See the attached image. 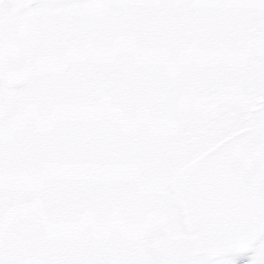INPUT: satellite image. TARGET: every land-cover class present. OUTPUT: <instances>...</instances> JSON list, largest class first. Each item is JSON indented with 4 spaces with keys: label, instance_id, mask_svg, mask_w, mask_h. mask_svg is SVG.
<instances>
[{
    "label": "snow or ice",
    "instance_id": "snow-or-ice-1",
    "mask_svg": "<svg viewBox=\"0 0 264 264\" xmlns=\"http://www.w3.org/2000/svg\"><path fill=\"white\" fill-rule=\"evenodd\" d=\"M0 264H264V0H0Z\"/></svg>",
    "mask_w": 264,
    "mask_h": 264
}]
</instances>
